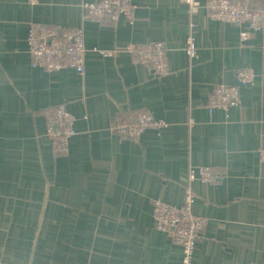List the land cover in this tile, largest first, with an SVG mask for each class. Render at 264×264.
<instances>
[{
	"label": "crops",
	"instance_id": "obj_1",
	"mask_svg": "<svg viewBox=\"0 0 264 264\" xmlns=\"http://www.w3.org/2000/svg\"><path fill=\"white\" fill-rule=\"evenodd\" d=\"M85 1L0 0V264H183L182 247L155 225L153 202L182 205L189 186L208 220L196 264H264V28L244 41L242 24L204 10L194 28L179 0H133V21L96 19ZM32 21L83 27L85 72L33 68ZM151 41L166 43L165 74L127 49ZM247 66L257 83L211 114L214 87L239 84ZM63 102L78 133L57 151L46 111ZM145 111L168 127L136 139L116 128ZM191 165H211L216 180H192Z\"/></svg>",
	"mask_w": 264,
	"mask_h": 264
},
{
	"label": "built area",
	"instance_id": "obj_2",
	"mask_svg": "<svg viewBox=\"0 0 264 264\" xmlns=\"http://www.w3.org/2000/svg\"><path fill=\"white\" fill-rule=\"evenodd\" d=\"M190 8L192 27H200L202 23L195 13L204 10L207 17L215 21L240 23L243 28L240 35L248 40L253 30L264 28V4L256 0H179ZM39 3L40 0H29ZM84 13L96 19L127 18L133 21L137 13V5L133 0H87L83 3ZM101 53L109 55L106 47L97 48ZM127 49L144 63L152 65L158 74L168 71L167 46L163 41H151L140 46L127 44ZM86 38L83 27H60L32 21L28 31V55L32 67L56 71L64 67H72L79 73L86 70ZM187 52L192 56L198 53L197 35L188 36ZM239 84L218 83L209 94L206 106L212 114L217 108L230 109L239 103L241 85H254L258 73L253 66L237 70ZM47 134L52 146L57 151H66L71 139L78 133L77 115L63 102L46 111ZM194 123V120H192ZM168 123L150 111L139 112L129 121H121L116 128L127 137L139 138L146 129L161 134ZM260 156L264 160V139L260 147ZM190 178L203 181H214L217 178L211 165H191ZM197 193L192 186L187 189L183 205H174L156 199L153 202V218L161 231L172 235L183 249V264H196L198 241L207 225V218L194 211L193 206ZM254 264V263H252Z\"/></svg>",
	"mask_w": 264,
	"mask_h": 264
},
{
	"label": "rangeland",
	"instance_id": "obj_3",
	"mask_svg": "<svg viewBox=\"0 0 264 264\" xmlns=\"http://www.w3.org/2000/svg\"><path fill=\"white\" fill-rule=\"evenodd\" d=\"M83 9H84V7H83ZM184 202H185V201H184ZM183 204H184V203H183ZM183 204H182V205H183Z\"/></svg>",
	"mask_w": 264,
	"mask_h": 264
}]
</instances>
